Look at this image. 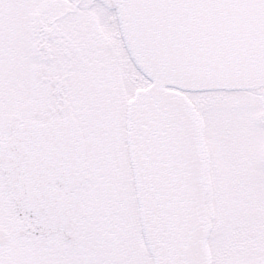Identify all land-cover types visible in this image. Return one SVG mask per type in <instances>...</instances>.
<instances>
[{
    "label": "snow or ice",
    "instance_id": "obj_1",
    "mask_svg": "<svg viewBox=\"0 0 264 264\" xmlns=\"http://www.w3.org/2000/svg\"><path fill=\"white\" fill-rule=\"evenodd\" d=\"M0 264H264V0H0Z\"/></svg>",
    "mask_w": 264,
    "mask_h": 264
}]
</instances>
